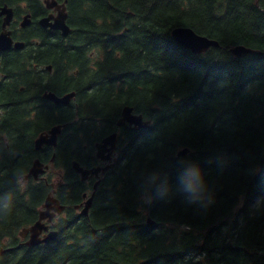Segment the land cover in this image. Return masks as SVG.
Masks as SVG:
<instances>
[{"label":"trees","instance_id":"1","mask_svg":"<svg viewBox=\"0 0 264 264\" xmlns=\"http://www.w3.org/2000/svg\"><path fill=\"white\" fill-rule=\"evenodd\" d=\"M58 1L65 37L37 23L42 0H0L25 44L0 54V264H264V0ZM179 26L219 46L194 53L172 38ZM238 44L259 53L234 56ZM44 90L75 94L55 105ZM124 106L149 124L117 126ZM57 124L43 157L34 139ZM114 131V163L81 216L91 183L71 161L96 164L94 143ZM52 154L65 209L54 238L27 246L19 232L54 174L21 178Z\"/></svg>","mask_w":264,"mask_h":264},{"label":"water","instance_id":"2","mask_svg":"<svg viewBox=\"0 0 264 264\" xmlns=\"http://www.w3.org/2000/svg\"><path fill=\"white\" fill-rule=\"evenodd\" d=\"M47 7H53L56 5V2L53 1L52 3H47ZM61 8L57 9L58 12L55 16L48 15L41 17L39 19V24L46 28H52L57 29L60 31L61 35L65 37L69 33V26L66 24V12L64 4L60 5ZM0 15L3 16L2 20V30L0 32V51H3L5 49H8L12 45L15 48H21L23 47L22 41H15L13 42L11 37L10 30L7 29V26L10 24V21L13 17V9L11 7H8L7 5H3L0 7ZM30 22L29 14H25L20 22V25L22 27L28 25ZM171 36L172 38L182 47L189 49L190 51L194 53H202L206 51L209 47H218L219 44L216 40L210 39L204 35H200L196 33L193 29L190 27L185 26H179L175 27L171 30ZM229 51L234 56H241L243 54L247 53H259V50L252 49L249 47H246L244 45L238 44L234 45L229 48ZM50 69V67H48ZM74 92L66 93L62 96H57L54 93H45L44 97L47 99L52 100L56 104L58 103H68L70 99L73 97ZM127 123L129 126H131L133 129L138 128H144L149 124L148 120H143V117L141 114H135L132 112V108L130 106H124L121 110V116L117 121V125L121 126L123 124ZM61 125H55L52 128L49 129L48 133H41L38 135V137L34 141L35 149L38 150L41 148L43 144L46 145H52L54 146L56 144L57 135L60 133ZM117 141V134L116 132H113L105 137H103L99 142L95 143V156L102 160L107 161L108 163L105 166H96L91 168H84L79 165L78 162L72 161L71 166L74 169L75 172H77L82 180L87 179L89 176H95L98 177V173H103L105 170H107L111 165V154L115 149ZM188 148H182L180 149L177 154L178 155H184L188 153ZM47 168V165H44L41 163L38 159L33 160L31 167L29 168L28 174L31 175L34 179L38 178L39 174H42L45 169ZM26 177V176H25ZM99 180H97L93 185V191L91 194L84 200L83 207L80 210L81 215H87L89 206L91 205V201L94 196L95 189L97 187ZM83 197H86L84 194ZM43 207L45 209L39 211L38 219L36 222H34L32 225L23 228L20 231V235L22 237L27 235V239L25 240L24 244L27 246H34L41 242H47L54 238L56 236V231L52 230L49 231L46 235H44L42 238L39 237V234L42 232V230H47V226L44 225L41 220L45 217H50V211H56L59 212L63 209V206L59 204L58 200L54 198L51 195H48L45 199V202L43 204ZM78 208V205L75 206ZM52 215V214H51ZM147 222L149 224H152L153 221H151L150 218L147 219ZM5 249H3L0 246V254L4 252Z\"/></svg>","mask_w":264,"mask_h":264},{"label":"flooded vegetation","instance_id":"3","mask_svg":"<svg viewBox=\"0 0 264 264\" xmlns=\"http://www.w3.org/2000/svg\"><path fill=\"white\" fill-rule=\"evenodd\" d=\"M47 2L48 3H51L52 1H49V0H47ZM64 1H57V3L58 4H56L55 5V9L57 8V9H60V4L61 3H63ZM46 14H48V13H53V14H55L56 12L54 11V9H52V8H46ZM45 14V15H46ZM43 15L41 14L37 19H36V21H37V23H38V19L40 18V17H42ZM30 23H31V21H30ZM29 23V24H30ZM1 54V53H0ZM46 92H45V90L44 91H42L41 92V97L42 98H44V99H46V100H48V101H51V100H49V99H47L46 97H44V94H45ZM52 102V101H51ZM56 105V104H55ZM48 130H46V131H43V132H47ZM54 147H52V146H50V145H43L42 147H41V149H40V151H41V154L43 155V157H45L46 156V154H44V151L45 150H50V149H53ZM53 155V154H52ZM112 155H113V157L115 158V152H112V154H111V158H112ZM51 158V157H50ZM113 159V158H112ZM44 164H47L46 162H44V161H42ZM105 164H107V161H100V160H97V162H96V164H94V165H96V166H104ZM105 172V171H104ZM103 172V173H104ZM103 173H98L99 174V177H89L87 180H85L87 183H94L97 179H100L101 177H102V175H103ZM24 182H26V180L24 179ZM61 205H63V204H61ZM64 206V205H63ZM63 209H65V206L63 207ZM62 209V210H63ZM61 210V211H62ZM61 211H59V212H56V211H53V210H51L50 212V217L48 216L47 217V219L45 220H43L44 221V223L47 225V229H55L54 228V222H55V219H56V216L58 215V213H61ZM52 214V215H51ZM44 234V231H42L41 232V236ZM26 237V236H25ZM25 237H21L22 238V240H24L25 239Z\"/></svg>","mask_w":264,"mask_h":264},{"label":"rangeland","instance_id":"4","mask_svg":"<svg viewBox=\"0 0 264 264\" xmlns=\"http://www.w3.org/2000/svg\"><path fill=\"white\" fill-rule=\"evenodd\" d=\"M52 172H53V174H54V176H53V178H54V181H56L57 179H58V174H59V170L58 169H54V170H52ZM21 182H22V179H21Z\"/></svg>","mask_w":264,"mask_h":264}]
</instances>
